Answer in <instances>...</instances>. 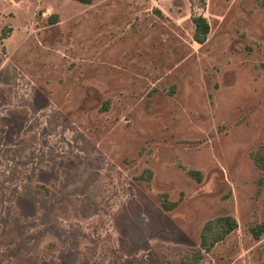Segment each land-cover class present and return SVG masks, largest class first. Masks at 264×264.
Segmentation results:
<instances>
[{
	"label": "rangeland",
	"instance_id": "374dc122",
	"mask_svg": "<svg viewBox=\"0 0 264 264\" xmlns=\"http://www.w3.org/2000/svg\"><path fill=\"white\" fill-rule=\"evenodd\" d=\"M261 145L264 0H0V264H264Z\"/></svg>",
	"mask_w": 264,
	"mask_h": 264
},
{
	"label": "trees",
	"instance_id": "16d2710c",
	"mask_svg": "<svg viewBox=\"0 0 264 264\" xmlns=\"http://www.w3.org/2000/svg\"><path fill=\"white\" fill-rule=\"evenodd\" d=\"M80 2H88V0H79ZM51 22H56L57 15L52 14L49 16ZM192 22L194 23V31L192 38L198 42L203 43L209 32V25L206 19L202 16H193ZM6 35L5 31H1V38ZM252 158L255 166L264 172V146L261 145L256 151L252 153ZM187 174L195 176L196 179H200V173L195 170L188 169ZM176 204V201L169 202L163 201L161 205L165 209H171ZM237 228L236 219L229 214L215 216L204 222L199 233V243L194 248H188L186 250H179L172 257L173 261L179 264H198L204 257L205 253L217 242L222 241L230 232ZM250 232L255 239H259L264 234V219L258 223L252 224ZM53 244V243H50Z\"/></svg>",
	"mask_w": 264,
	"mask_h": 264
}]
</instances>
